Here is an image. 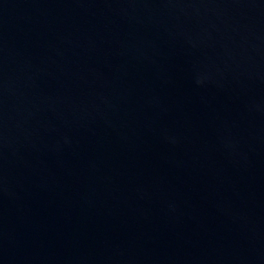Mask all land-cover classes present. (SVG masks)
Returning <instances> with one entry per match:
<instances>
[{"label": "water", "instance_id": "obj_1", "mask_svg": "<svg viewBox=\"0 0 264 264\" xmlns=\"http://www.w3.org/2000/svg\"><path fill=\"white\" fill-rule=\"evenodd\" d=\"M264 143V0H0V264H158Z\"/></svg>", "mask_w": 264, "mask_h": 264}]
</instances>
